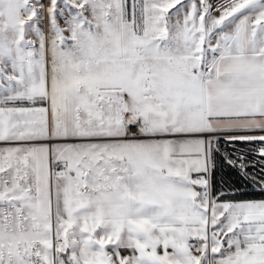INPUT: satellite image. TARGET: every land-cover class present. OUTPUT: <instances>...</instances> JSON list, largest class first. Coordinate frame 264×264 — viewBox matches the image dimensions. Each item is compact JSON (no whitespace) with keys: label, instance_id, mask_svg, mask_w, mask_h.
I'll return each mask as SVG.
<instances>
[{"label":"snow or ice","instance_id":"6c2138e0","mask_svg":"<svg viewBox=\"0 0 264 264\" xmlns=\"http://www.w3.org/2000/svg\"><path fill=\"white\" fill-rule=\"evenodd\" d=\"M0 264H264V0H0Z\"/></svg>","mask_w":264,"mask_h":264}]
</instances>
